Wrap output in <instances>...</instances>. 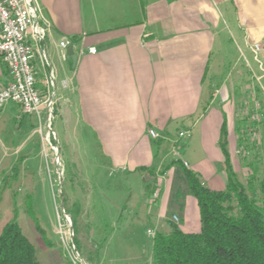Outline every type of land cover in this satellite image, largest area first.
Masks as SVG:
<instances>
[{"label":"crops","instance_id":"crops-1","mask_svg":"<svg viewBox=\"0 0 264 264\" xmlns=\"http://www.w3.org/2000/svg\"><path fill=\"white\" fill-rule=\"evenodd\" d=\"M39 1L47 38L36 48L37 88L45 96L51 82L56 94L53 126L65 172L61 197L82 254L94 264H151L149 231L169 234L174 216L187 233L201 228L184 170L222 191L228 179L222 144L237 175L243 170L239 159L249 156V147L246 152L240 144L248 117L242 112L257 110V87L245 69H237L229 85L228 76L217 81L228 54L247 60L253 57L249 45L264 43V0ZM65 40L78 55L73 71L68 47H61ZM9 81L0 56V91ZM0 112V131L10 122L25 135L17 151L24 153L23 168L15 172L8 163L12 176L0 183L11 177L33 193L31 158L42 148L37 121L15 103ZM183 130L190 137L180 147ZM153 191L158 198L149 197ZM90 232L103 238L100 248Z\"/></svg>","mask_w":264,"mask_h":264},{"label":"trees","instance_id":"trees-1","mask_svg":"<svg viewBox=\"0 0 264 264\" xmlns=\"http://www.w3.org/2000/svg\"><path fill=\"white\" fill-rule=\"evenodd\" d=\"M222 145L228 169L226 189H210L197 173L185 169L200 208L201 228L187 233L170 220L171 232L157 233L153 239L151 264H264V157L256 145L253 159L244 157L245 167L251 171L245 184L234 171L225 143ZM0 264H40L17 219L0 235Z\"/></svg>","mask_w":264,"mask_h":264},{"label":"rangeland","instance_id":"rangeland-1","mask_svg":"<svg viewBox=\"0 0 264 264\" xmlns=\"http://www.w3.org/2000/svg\"><path fill=\"white\" fill-rule=\"evenodd\" d=\"M237 57H239V55L235 56L233 55V53L228 54L226 61L221 63V73L223 74V77L219 78V81L217 82H221L220 79L228 76L226 80L227 84L229 85L228 82L234 80V73L237 69H245L249 71V77L247 81L251 83L253 87H257L258 91L257 92L256 90H254L252 93V97L254 96L255 98V107H257L255 108L257 110L253 114H256V116L262 115V117L260 120L254 122L250 120L249 115L248 117L243 118L245 120L244 130L246 132L241 135L242 139L240 141V144L243 145L244 151H250L249 156L247 158L245 157L246 159H253V157L251 156H253L254 154V148L252 150V147L254 145H256L255 147L258 149L260 157L263 158L264 110L262 109V107H264V91L262 92L260 88H264V72L261 71L259 64L254 61L253 57L248 56L247 60L240 58L238 59V61H235ZM249 68H251L252 71ZM251 72H253V74L255 75L254 79L251 76ZM260 76L262 77V80H257V77ZM217 104L218 102L216 103V105ZM260 105L261 108H259ZM248 109L251 110L252 108ZM242 113L246 115V111ZM1 115L2 114L0 112V117ZM35 128L36 134L39 139V144L40 146H42L40 132L38 129L39 127L36 125ZM3 129V132L0 131V182L2 178H5L10 174L11 170L9 169V167H7L8 163L12 162L13 165L16 166L15 172L20 171L23 168L21 155H24V153L22 152L19 154V152L17 151H20V146H22L23 144L22 139L23 137L25 138V135L18 133L13 123H5ZM187 143L188 138L181 140L179 146L182 147ZM247 144L250 145L248 150L245 148ZM238 150L239 152H242L241 147H239ZM242 155L243 154L239 153L238 156L242 157ZM245 158L243 157L239 159L240 166L243 170L240 171L237 176L241 182L246 184L248 173L251 174V171L250 169L248 170L247 167H245ZM31 161L35 162V175L37 179V186L33 193L31 190H28L26 186L24 188L21 185L17 184L12 180L11 177H8L4 184L0 183V235L4 227L8 223L17 219L24 235L31 241L36 249V258L39 263L70 264V261L64 251V246H62L61 243L62 237L60 235L61 230L59 226L61 222H64L65 210L61 197V191L63 188L65 189V186L61 188L58 173L54 167V164L51 162V159H49L48 157L46 158L42 148L40 149V151H37L34 154V157L31 158ZM3 169L7 170L4 172V174H2ZM62 169H64L63 158L61 170ZM156 184V182H153V186H155ZM150 196L152 197L153 193L150 192L149 197ZM72 225L74 228L73 222ZM64 231L66 230L64 229ZM89 234L90 241L92 242V240H95V247L100 248L102 246L101 243L103 241V238L95 237L92 232H90ZM97 234L98 232H96V236H98ZM155 235V233L154 235H151L153 239ZM146 240H148L149 243L152 242L151 238L146 237ZM75 243L80 255L85 260V262L87 264H94L91 261V258H89L84 253L89 258L87 259L82 254L77 236L75 237ZM90 246H92V244Z\"/></svg>","mask_w":264,"mask_h":264},{"label":"built area","instance_id":"built-area-1","mask_svg":"<svg viewBox=\"0 0 264 264\" xmlns=\"http://www.w3.org/2000/svg\"><path fill=\"white\" fill-rule=\"evenodd\" d=\"M47 38L46 19L44 18L39 0H0V56L6 64L10 81L0 91V110L9 103L19 105L25 115L35 117L39 127L43 152L58 173L59 183L62 187L64 169L62 167V154L58 134L54 129L56 94L51 90L49 82L48 94L43 96L37 88L36 48ZM70 41L65 40L61 47L65 50ZM36 46V47H35ZM249 49L256 63L264 72V43H253ZM91 54L97 53L96 49H90ZM45 62L46 53L40 54ZM251 121L260 120L262 115L246 114ZM152 138H159V134L150 130ZM190 137V132L183 130L179 133V140ZM187 166V163H185ZM154 198L159 197V192L153 194ZM173 220L178 222V217ZM60 235L62 246L70 264H87L80 255L75 243V231L72 220L64 211V222L60 223ZM64 229L66 231H64ZM154 235L153 231H149Z\"/></svg>","mask_w":264,"mask_h":264},{"label":"water","instance_id":"water-1","mask_svg":"<svg viewBox=\"0 0 264 264\" xmlns=\"http://www.w3.org/2000/svg\"><path fill=\"white\" fill-rule=\"evenodd\" d=\"M66 54H67V62H68L69 68L70 70L73 71L76 68L77 61H78V55L75 53L73 45L68 46Z\"/></svg>","mask_w":264,"mask_h":264}]
</instances>
